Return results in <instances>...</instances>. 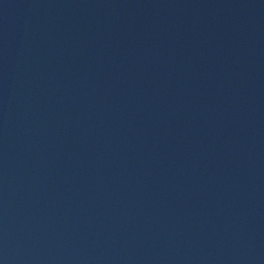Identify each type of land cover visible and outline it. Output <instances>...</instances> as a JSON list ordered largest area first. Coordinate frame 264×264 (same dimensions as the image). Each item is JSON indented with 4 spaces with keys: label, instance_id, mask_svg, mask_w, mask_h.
<instances>
[{
    "label": "water",
    "instance_id": "water-1",
    "mask_svg": "<svg viewBox=\"0 0 264 264\" xmlns=\"http://www.w3.org/2000/svg\"><path fill=\"white\" fill-rule=\"evenodd\" d=\"M0 264H264V0H0Z\"/></svg>",
    "mask_w": 264,
    "mask_h": 264
}]
</instances>
